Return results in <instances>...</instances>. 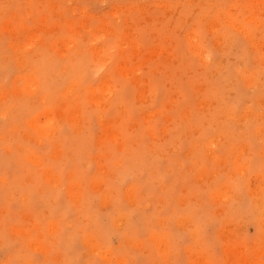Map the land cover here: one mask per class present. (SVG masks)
I'll return each mask as SVG.
<instances>
[{
    "label": "rangeland",
    "instance_id": "obj_1",
    "mask_svg": "<svg viewBox=\"0 0 264 264\" xmlns=\"http://www.w3.org/2000/svg\"><path fill=\"white\" fill-rule=\"evenodd\" d=\"M0 264H264V0H0Z\"/></svg>",
    "mask_w": 264,
    "mask_h": 264
}]
</instances>
